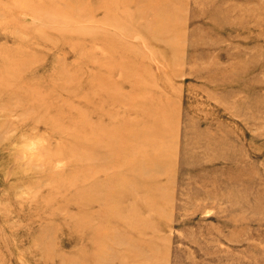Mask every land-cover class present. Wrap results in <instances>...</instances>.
<instances>
[{
	"label": "rangeland",
	"instance_id": "374dc122",
	"mask_svg": "<svg viewBox=\"0 0 264 264\" xmlns=\"http://www.w3.org/2000/svg\"><path fill=\"white\" fill-rule=\"evenodd\" d=\"M0 264H264V0H0Z\"/></svg>",
	"mask_w": 264,
	"mask_h": 264
},
{
	"label": "clouds",
	"instance_id": "9594fccd",
	"mask_svg": "<svg viewBox=\"0 0 264 264\" xmlns=\"http://www.w3.org/2000/svg\"><path fill=\"white\" fill-rule=\"evenodd\" d=\"M32 147H35V144L33 143ZM64 166V163L63 162H58L56 167L59 169V168H62Z\"/></svg>",
	"mask_w": 264,
	"mask_h": 264
}]
</instances>
